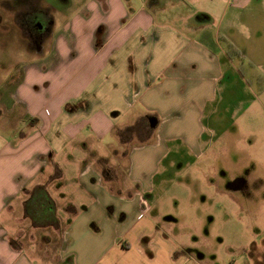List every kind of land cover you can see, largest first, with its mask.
I'll return each instance as SVG.
<instances>
[{"label": "crops", "instance_id": "1", "mask_svg": "<svg viewBox=\"0 0 264 264\" xmlns=\"http://www.w3.org/2000/svg\"><path fill=\"white\" fill-rule=\"evenodd\" d=\"M80 1L46 26L41 0H0V264H182L152 212L156 177L176 141L202 153L229 56L184 0ZM41 189L32 227L67 213L55 262L15 243ZM263 232L230 264H264Z\"/></svg>", "mask_w": 264, "mask_h": 264}, {"label": "rangeland", "instance_id": "2", "mask_svg": "<svg viewBox=\"0 0 264 264\" xmlns=\"http://www.w3.org/2000/svg\"><path fill=\"white\" fill-rule=\"evenodd\" d=\"M41 2V22L51 25L50 9L68 12L81 1ZM184 2L198 8L199 19L214 24L229 58L221 60L215 98L202 117V153L194 154L178 141L170 145L171 153L162 162L165 175L156 177L160 198L152 212L163 233L180 246L174 252L182 249V264H230L248 240L264 230V0L240 6L235 0ZM225 186L232 189L226 191ZM63 208L56 222L44 229L32 227L28 214L18 219L15 243L55 262L63 247ZM246 226L252 230L245 232Z\"/></svg>", "mask_w": 264, "mask_h": 264}, {"label": "trees", "instance_id": "3", "mask_svg": "<svg viewBox=\"0 0 264 264\" xmlns=\"http://www.w3.org/2000/svg\"><path fill=\"white\" fill-rule=\"evenodd\" d=\"M49 196L46 191L39 190L34 192V194L26 201L25 211L29 215L32 213L40 212L43 216L49 213ZM52 210V208H51Z\"/></svg>", "mask_w": 264, "mask_h": 264}, {"label": "flooded vegetation", "instance_id": "4", "mask_svg": "<svg viewBox=\"0 0 264 264\" xmlns=\"http://www.w3.org/2000/svg\"><path fill=\"white\" fill-rule=\"evenodd\" d=\"M44 24H45L46 26H47V25H48V26L50 25V24H47L46 22H44Z\"/></svg>", "mask_w": 264, "mask_h": 264}]
</instances>
